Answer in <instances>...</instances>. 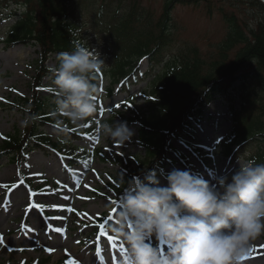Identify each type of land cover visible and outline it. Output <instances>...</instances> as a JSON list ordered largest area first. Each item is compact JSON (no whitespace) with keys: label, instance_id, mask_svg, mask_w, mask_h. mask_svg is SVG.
Here are the masks:
<instances>
[{"label":"rangeland","instance_id":"obj_1","mask_svg":"<svg viewBox=\"0 0 264 264\" xmlns=\"http://www.w3.org/2000/svg\"><path fill=\"white\" fill-rule=\"evenodd\" d=\"M86 1L71 0L69 4L73 9L79 2ZM15 2L0 0V148L6 139L26 132L29 124L25 126L23 121L32 115L34 101L49 95L46 91L38 93V89L43 84H52L51 68L58 63V54L43 53L41 46L34 42L10 43L7 40L25 8ZM148 4L156 18L162 16V0H149ZM248 12L251 19L252 10L249 8ZM171 16L173 34L170 40L179 50L198 48L205 56L227 37L228 25L222 16L209 13L202 6L178 4ZM88 39L91 41L88 46L97 50L101 57L100 45ZM41 57L42 66L49 69L42 78L36 72ZM140 66L145 71L147 60L143 59ZM99 82L105 90L111 86L109 77ZM147 85L133 86L128 92L118 90L119 85H116L115 94L108 97L100 92L96 97L98 112L82 126L68 124L83 134L74 141L71 150L80 159L74 167L68 158L52 150L27 148L15 161L14 152L0 158V264H61L63 261L69 264L73 260L76 264H119L123 254L121 247L126 250L123 240L108 230L99 242L91 225L100 217L114 215L116 209H109L120 196L115 190L118 181L142 174L140 166L145 150L139 140V122L132 117V112L141 115L146 111ZM236 95L217 97L207 103L199 116L189 120L191 130L180 136L189 139L186 133H192L194 139L190 138L189 142L205 150L208 159L203 163L192 157L189 165L176 161L163 166V171H158L162 186H167L166 173L173 169L191 171L211 184L216 183L217 177L227 175L230 178L238 170L240 160L232 162L223 157L219 145L232 128L229 113L232 99L239 108ZM52 109L50 106L47 112ZM115 121H127L135 133L125 145L102 138L96 131L100 124ZM39 127L51 142H59L61 134L55 124L50 122ZM82 128L92 133L86 134ZM171 142L180 150L184 149L176 140L171 139ZM68 149V146L63 147L62 154ZM40 187L43 188L38 191ZM158 243L163 248V241ZM262 246L264 234L251 242L250 250L257 253ZM256 258V264H264V255Z\"/></svg>","mask_w":264,"mask_h":264},{"label":"trees","instance_id":"obj_2","mask_svg":"<svg viewBox=\"0 0 264 264\" xmlns=\"http://www.w3.org/2000/svg\"><path fill=\"white\" fill-rule=\"evenodd\" d=\"M15 1L25 8L8 33L10 43L34 42L43 53L58 54L72 50L71 29L79 33L77 39L89 44L88 37L92 38L103 51V70L93 81L99 92L103 75L111 81L105 90L108 96L114 94L117 84L125 92L133 86L149 84L145 90L146 111L141 115L132 112L139 122V140L145 150L140 168L158 171L176 161L187 165L191 156L204 161L202 150L194 142H184L180 133L191 130L189 120L199 116L208 102L233 93L240 105L237 108L233 99L229 105L232 128L219 144L220 154L232 162L255 159L264 163V0H162L164 11L159 18L149 0H87L73 9L71 0ZM178 4L202 6L209 13H219L228 25L226 39L205 56L198 48H176L170 40L171 11ZM42 57L36 66L41 78L49 71L42 66ZM143 59L148 62L145 71L140 67ZM50 89L49 83L40 86L38 93L46 91L49 95L34 101L31 113L39 119L30 123L25 133L6 139L0 158L14 152L15 161L27 148L50 151L68 146L70 165L79 164V158L70 150L74 141L83 136L80 131L68 127L67 132L60 131L59 142L53 143L40 130V125L55 124L51 112H47L50 106L55 107L56 94ZM81 131L92 133L87 128ZM186 135L194 139L192 134ZM171 139L182 141L186 152L175 147ZM117 185L115 190L121 193L122 182ZM110 223V218L103 222L98 219L92 225L93 234L106 232Z\"/></svg>","mask_w":264,"mask_h":264},{"label":"clouds","instance_id":"obj_3","mask_svg":"<svg viewBox=\"0 0 264 264\" xmlns=\"http://www.w3.org/2000/svg\"><path fill=\"white\" fill-rule=\"evenodd\" d=\"M69 33L72 50L58 53L51 68L56 94L51 116L61 132L98 112L99 87L93 81L105 64L97 50L76 38L78 32ZM37 119L32 114L23 124ZM96 131L118 145L135 135L127 121L104 122ZM126 177L109 209H116L109 230L126 246L119 264H242L251 242L264 234V163L255 159H240L238 170L215 184L180 169L166 173L167 186L155 169Z\"/></svg>","mask_w":264,"mask_h":264},{"label":"bare ground","instance_id":"obj_4","mask_svg":"<svg viewBox=\"0 0 264 264\" xmlns=\"http://www.w3.org/2000/svg\"><path fill=\"white\" fill-rule=\"evenodd\" d=\"M256 248L258 250V247H256ZM260 248H261V249H259V250H261V251H259L260 253L259 252H257V253L255 252L254 253L253 251L250 250V254L243 259L242 264H256L257 263V258L256 257L257 256H261L262 257L264 255V246H262Z\"/></svg>","mask_w":264,"mask_h":264},{"label":"snow or ice","instance_id":"obj_5","mask_svg":"<svg viewBox=\"0 0 264 264\" xmlns=\"http://www.w3.org/2000/svg\"><path fill=\"white\" fill-rule=\"evenodd\" d=\"M49 91H53V89H50ZM98 139V138H96ZM3 187H7V185H3ZM0 239H2V237H0ZM125 251V249H123V247H121V252L123 253ZM69 264H76V261H70Z\"/></svg>","mask_w":264,"mask_h":264}]
</instances>
